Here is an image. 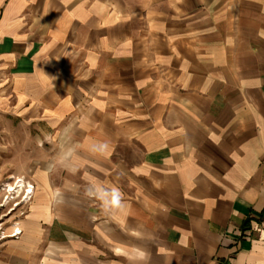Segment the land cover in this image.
Instances as JSON below:
<instances>
[{"label":"crops","instance_id":"crops-1","mask_svg":"<svg viewBox=\"0 0 264 264\" xmlns=\"http://www.w3.org/2000/svg\"><path fill=\"white\" fill-rule=\"evenodd\" d=\"M0 166L6 264H264V0H0Z\"/></svg>","mask_w":264,"mask_h":264},{"label":"rangeland","instance_id":"rangeland-1","mask_svg":"<svg viewBox=\"0 0 264 264\" xmlns=\"http://www.w3.org/2000/svg\"><path fill=\"white\" fill-rule=\"evenodd\" d=\"M10 171L0 166V264H6L7 242L10 240L6 238L15 237L14 235L18 233L17 224L27 214L26 207L30 201L27 200L29 196L26 197V192L30 190V187L25 183L28 188H25L21 194H16L20 183L9 174ZM20 171L21 168H15L16 173ZM12 228L15 230L11 231Z\"/></svg>","mask_w":264,"mask_h":264},{"label":"clouds","instance_id":"clouds-1","mask_svg":"<svg viewBox=\"0 0 264 264\" xmlns=\"http://www.w3.org/2000/svg\"><path fill=\"white\" fill-rule=\"evenodd\" d=\"M109 149V145L106 142H96L93 144V150L103 155ZM86 195L90 198L99 200L107 209H119L124 206L123 193L118 187H112L111 189H105L100 185H92L87 190Z\"/></svg>","mask_w":264,"mask_h":264},{"label":"bare ground","instance_id":"bare-ground-1","mask_svg":"<svg viewBox=\"0 0 264 264\" xmlns=\"http://www.w3.org/2000/svg\"><path fill=\"white\" fill-rule=\"evenodd\" d=\"M25 188H28L27 185L23 182H20V186L18 187V191L16 192V194H21L25 190ZM12 191H15V189H12Z\"/></svg>","mask_w":264,"mask_h":264},{"label":"built area","instance_id":"built-area-1","mask_svg":"<svg viewBox=\"0 0 264 264\" xmlns=\"http://www.w3.org/2000/svg\"><path fill=\"white\" fill-rule=\"evenodd\" d=\"M32 189H33V188H30V190H28V191L26 192V194H27L26 197L29 196V198H28L27 200H30L31 197H32V194H29L30 191H33ZM28 194H29V195H28ZM26 197H25V198H26ZM20 234H21V231H18V233L15 234L14 236L17 237V236L20 235Z\"/></svg>","mask_w":264,"mask_h":264}]
</instances>
